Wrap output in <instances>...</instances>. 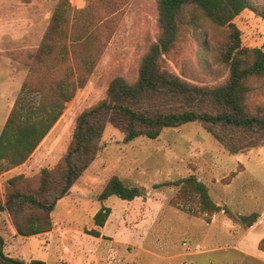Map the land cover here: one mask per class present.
Instances as JSON below:
<instances>
[{"label":"rangeland","instance_id":"374dc122","mask_svg":"<svg viewBox=\"0 0 264 264\" xmlns=\"http://www.w3.org/2000/svg\"><path fill=\"white\" fill-rule=\"evenodd\" d=\"M68 1L72 9L87 7L91 12L90 31L96 35L91 41L96 52L92 69L29 158L0 174L2 199L10 176L21 173L34 187L40 169L56 165L71 140L77 115L105 96L115 76L134 82L141 57L158 35L156 0ZM57 2L0 0V130ZM250 2L264 12V0ZM233 22L242 45L264 44V18L257 13L245 8ZM198 23L196 29L182 31L162 64L191 83L213 85L226 75L217 61L225 32L201 19ZM50 65L42 71L60 77L72 63L58 59ZM251 83L262 85L256 78ZM247 105L252 113H264V86L249 96ZM262 143L231 154L195 121L165 127L155 138L139 135L124 141L123 132L106 124L94 159L57 201L49 231L18 235L11 216L0 212L3 252L45 264H264ZM190 174L206 185L219 211L193 215L187 208L199 204H178V185H157ZM111 175L142 188L143 194L131 200L111 195L100 201L97 194ZM102 204L110 213L96 237L86 230L94 227L92 216ZM252 212L258 215L249 227L236 217Z\"/></svg>","mask_w":264,"mask_h":264},{"label":"trees","instance_id":"16d2710c","mask_svg":"<svg viewBox=\"0 0 264 264\" xmlns=\"http://www.w3.org/2000/svg\"><path fill=\"white\" fill-rule=\"evenodd\" d=\"M245 8L264 18V12L250 0H156L158 35L141 57L135 81L127 82L121 76L110 80L105 96L77 115L65 152L54 167L40 169L34 187L21 173L8 178L3 199L0 193V212L11 216L16 234L30 236L51 229L57 201L68 194L94 159L106 124L118 128L124 141H130L139 135L155 138L165 127L195 121L231 154L262 146L264 113L250 112L247 99L264 86V44L242 45L233 18ZM200 19L225 32L217 61L225 67L226 75L213 85L191 83L162 64V57L172 50L182 31L196 29ZM92 23L89 8L72 9L68 0L56 3L0 130V174L29 158L61 115L64 103L83 85L96 56L91 46L96 36L90 31ZM58 59H67L72 66L60 77L42 71ZM254 78L262 85L252 84ZM164 184L178 185L175 200L181 206L199 204L197 209L186 207L193 215L221 209L193 174L157 185ZM142 194V188L111 175L97 197L100 201L111 195L131 200ZM225 212L231 215L227 209ZM109 213L110 208L102 204L92 216L94 227L86 233L100 236L99 229ZM257 215L236 217L249 227ZM0 264L45 263L7 255L0 236Z\"/></svg>","mask_w":264,"mask_h":264},{"label":"crops","instance_id":"0c3cea01","mask_svg":"<svg viewBox=\"0 0 264 264\" xmlns=\"http://www.w3.org/2000/svg\"><path fill=\"white\" fill-rule=\"evenodd\" d=\"M25 164V163H24ZM19 166V165H18ZM14 168H17V166H15Z\"/></svg>","mask_w":264,"mask_h":264}]
</instances>
